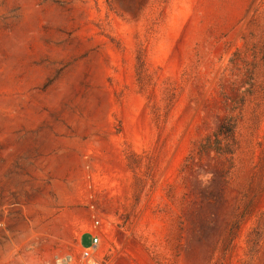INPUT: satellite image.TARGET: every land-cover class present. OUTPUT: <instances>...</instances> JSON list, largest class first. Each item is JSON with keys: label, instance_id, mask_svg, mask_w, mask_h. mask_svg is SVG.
Returning a JSON list of instances; mask_svg holds the SVG:
<instances>
[{"label": "rangeland", "instance_id": "obj_1", "mask_svg": "<svg viewBox=\"0 0 264 264\" xmlns=\"http://www.w3.org/2000/svg\"><path fill=\"white\" fill-rule=\"evenodd\" d=\"M263 1L0 0V264H264L244 180L184 167Z\"/></svg>", "mask_w": 264, "mask_h": 264}, {"label": "trees", "instance_id": "obj_2", "mask_svg": "<svg viewBox=\"0 0 264 264\" xmlns=\"http://www.w3.org/2000/svg\"><path fill=\"white\" fill-rule=\"evenodd\" d=\"M230 80L219 82L218 125L201 137L187 158L189 171L205 156L212 159L213 172L224 184L240 178L241 202L234 215L240 226L246 215H255L257 229L264 226V1L248 21L245 49L230 59Z\"/></svg>", "mask_w": 264, "mask_h": 264}, {"label": "built area", "instance_id": "obj_3", "mask_svg": "<svg viewBox=\"0 0 264 264\" xmlns=\"http://www.w3.org/2000/svg\"><path fill=\"white\" fill-rule=\"evenodd\" d=\"M100 238L97 234L92 236V244L89 247H84L81 252L80 264H104L99 254Z\"/></svg>", "mask_w": 264, "mask_h": 264}, {"label": "clouds", "instance_id": "obj_4", "mask_svg": "<svg viewBox=\"0 0 264 264\" xmlns=\"http://www.w3.org/2000/svg\"><path fill=\"white\" fill-rule=\"evenodd\" d=\"M209 176L211 177V176H212V174H211V173H209Z\"/></svg>", "mask_w": 264, "mask_h": 264}]
</instances>
